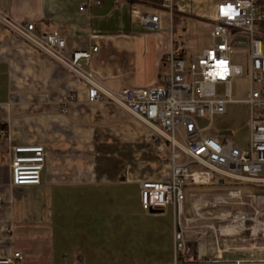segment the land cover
I'll list each match as a JSON object with an SVG mask.
<instances>
[{"label":"crops","instance_id":"1","mask_svg":"<svg viewBox=\"0 0 264 264\" xmlns=\"http://www.w3.org/2000/svg\"><path fill=\"white\" fill-rule=\"evenodd\" d=\"M219 1L172 0L169 12L128 0H0V11L59 33L73 51L96 47L82 66L102 88L117 92L161 85L165 56H190L184 26L181 35L177 26L197 19L212 29ZM135 11L159 16L162 32L143 31ZM0 125L6 127L0 138V259L19 253L13 264H264V255L246 250L241 239L223 240L225 248L203 246L201 260L175 259L172 207L147 212L140 204L141 183L169 179L149 129L112 102L88 103L85 83L2 25ZM15 146L44 148L38 185H12L9 150ZM233 202L194 206L183 215L215 220L233 211ZM215 232L205 231L200 241L232 237L226 229ZM191 237H199L196 230L185 238Z\"/></svg>","mask_w":264,"mask_h":264},{"label":"built area","instance_id":"2","mask_svg":"<svg viewBox=\"0 0 264 264\" xmlns=\"http://www.w3.org/2000/svg\"><path fill=\"white\" fill-rule=\"evenodd\" d=\"M161 6L171 12L172 0H162ZM133 15L143 31L162 32L159 16L137 11ZM212 22V43L208 48L187 57L174 52L165 56L168 74L161 85L111 92L100 86L90 69L82 66L97 51L96 47L73 51L59 33L38 31L32 23L16 22L0 11V25L85 83L88 103L112 102L149 129L160 162L169 166V179L140 184L141 208L161 212L172 207L174 256L184 262L201 260L204 248L198 239L185 238L194 233L190 225L197 221L184 218L185 185L255 187L246 198L241 197L239 188L228 190L227 198L240 207L215 218L202 236L205 231L221 235L224 229L228 235L238 236L242 231L255 229L256 237L260 229V237H264V205H255L256 198L264 197V0H221L214 7ZM243 46L248 48L246 73L229 60L233 49ZM244 74L248 78V92L242 102L249 108V137L242 149L231 142L230 134H208L213 117L223 114L225 106L233 102L232 79ZM218 86L224 89L221 95L216 91ZM201 120L207 121V125H201ZM44 161L41 146L10 148L12 185H38ZM227 204L222 200L210 206ZM194 214L197 216L196 211ZM13 259H21L19 253H14L12 259H0V264H13Z\"/></svg>","mask_w":264,"mask_h":264},{"label":"rangeland","instance_id":"3","mask_svg":"<svg viewBox=\"0 0 264 264\" xmlns=\"http://www.w3.org/2000/svg\"><path fill=\"white\" fill-rule=\"evenodd\" d=\"M147 13L151 14L150 10H147ZM183 26L185 30L184 34L182 35V41H184L186 55L195 54L210 46L211 39L209 37V32L211 26L207 22L197 19L185 20V23L179 24L177 26L179 35H181L180 33ZM229 60L232 65L241 66L246 73L248 63V48L246 46L235 47ZM216 91L219 95H221L223 94L224 89L222 86H218ZM247 92L248 78L246 74L232 79L231 100L233 102H230L225 106V112L223 114L213 117L210 134H208L210 137L221 131L230 132L229 138L234 145L242 149L247 146L249 137V108L244 102H242L246 99ZM199 123L203 126H206L208 122L201 120ZM236 188L240 189L241 197L244 198L248 197L249 193L255 190V187L246 185H224L220 187L185 185L183 187L185 215H189L191 213V208L194 206L203 208L207 203H214L222 200L225 202H232L233 200L227 198L226 194L228 190H234ZM257 204L259 206L264 205V199L257 201ZM229 207H232L234 211L240 206ZM229 207L222 208L219 210L218 214H221V211L223 210H225L224 213H226V211L230 210ZM214 222V219H203L201 221L192 223L190 226L197 231L199 236H201L205 228L209 225H212ZM249 226H251V224H246V227ZM217 227L218 226H216V228ZM220 228L223 229V226L221 225ZM254 231L255 229H252L251 231L247 230L240 232L239 236L241 235L243 237H203L201 241V237H191V240L198 239L200 241L198 242L205 246V248H211L213 246L214 248H217L218 244H224L222 248H225L226 246L225 243H223V240H230L234 242L241 239L243 243L241 246L246 247V250L258 249L260 253L259 255H264V237H260V229L259 232H257L256 237L253 236ZM262 259L264 260V258ZM243 262L245 263V260H243Z\"/></svg>","mask_w":264,"mask_h":264},{"label":"trees","instance_id":"4","mask_svg":"<svg viewBox=\"0 0 264 264\" xmlns=\"http://www.w3.org/2000/svg\"><path fill=\"white\" fill-rule=\"evenodd\" d=\"M131 4H145V5H148L150 7H155V8H159L162 4V0H128ZM177 15L176 12L173 11V17L175 18ZM180 56H184L183 54L180 55ZM5 130H6V127L3 126V125H0V138H4L5 135ZM3 141L0 140V153H3L4 150H3Z\"/></svg>","mask_w":264,"mask_h":264},{"label":"bare ground","instance_id":"5","mask_svg":"<svg viewBox=\"0 0 264 264\" xmlns=\"http://www.w3.org/2000/svg\"><path fill=\"white\" fill-rule=\"evenodd\" d=\"M260 199L262 200V199H264V197L263 198L262 197L256 198V204L255 205H257V201H259Z\"/></svg>","mask_w":264,"mask_h":264},{"label":"water","instance_id":"6","mask_svg":"<svg viewBox=\"0 0 264 264\" xmlns=\"http://www.w3.org/2000/svg\"><path fill=\"white\" fill-rule=\"evenodd\" d=\"M224 134H227V135H229V134H230V132H225ZM152 212H158V211H152Z\"/></svg>","mask_w":264,"mask_h":264}]
</instances>
